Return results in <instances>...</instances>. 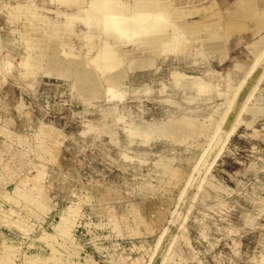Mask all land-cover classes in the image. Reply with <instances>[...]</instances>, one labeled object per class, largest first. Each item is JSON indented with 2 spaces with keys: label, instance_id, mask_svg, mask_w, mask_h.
Wrapping results in <instances>:
<instances>
[{
  "label": "rangeland",
  "instance_id": "rangeland-1",
  "mask_svg": "<svg viewBox=\"0 0 264 264\" xmlns=\"http://www.w3.org/2000/svg\"><path fill=\"white\" fill-rule=\"evenodd\" d=\"M49 1L0 0V264H264V11L247 14L257 0H193L213 4L192 20L224 47L185 33L188 48L168 57L112 50L125 78L93 69L97 94L49 69L74 72L91 62L83 54L24 69L27 19L49 20L35 23L47 37L63 16Z\"/></svg>",
  "mask_w": 264,
  "mask_h": 264
},
{
  "label": "bare ground",
  "instance_id": "bare-ground-1",
  "mask_svg": "<svg viewBox=\"0 0 264 264\" xmlns=\"http://www.w3.org/2000/svg\"><path fill=\"white\" fill-rule=\"evenodd\" d=\"M18 1L22 5L27 4L29 6H33L37 3V0ZM128 2H130V0H50L49 3L54 7L58 6L64 8V10H60L63 16L54 18L51 15L50 18L54 25L52 28L50 27L52 32L49 33L47 37L43 36L45 33L41 34L42 31L40 32L39 28H41L42 24L48 23V19V21H46V18L38 13H35L36 15H30L27 19L26 22H29L31 26H25L23 30L27 31L28 34L23 38L25 39L24 45L27 49V54H29L27 57H30V60L26 63L24 62V69L26 68L28 71L32 72L39 70L41 68L39 64H42L43 59L47 58L52 62L66 49L65 52L63 51L65 59L70 58L75 60L77 55L83 54L86 58L87 56L90 57L91 62L85 64L83 61L85 66H79V69L76 67L74 72L70 69H60L57 64L54 66L53 64L50 65L52 66L51 68H49L48 65H46V67L48 66L47 68L55 71L56 76L59 75L64 78L75 80L78 84L88 87L91 93L97 94L102 90L99 79L93 72V69H97L99 72L103 73L107 72L110 78L112 76L116 78L114 76L115 71L118 66L123 63L121 56L126 57L130 50L138 54L140 51L142 53L144 52L146 57H150V53L154 54L153 57H168L177 52L182 53L187 47L185 46L183 49V45L181 46L185 38V33L189 34L194 40L204 38L205 42H207V46L212 50L219 51L224 47V43L221 39L222 37L214 34L213 31H204L205 33H202V27L192 20L196 15L202 13L205 8L211 7L213 4L210 6L203 5L198 8L196 5H193V0H132L133 3L130 2L132 10L130 13L125 14L124 9H118V6L120 4L127 5ZM180 2L183 3L184 6L189 3L191 5L184 8L183 6H179ZM5 7L3 8L4 10H6ZM6 8L11 12L10 17L19 16L18 11L12 8L11 11L10 7ZM259 10L262 12L264 11V0H257L251 4L247 14H254ZM77 14H80L84 18L83 21L86 26L85 30L81 32H78L75 26L76 21L74 16ZM35 23H37L38 26L40 25V27L37 28L38 26L36 27ZM35 28L39 30L34 32L33 29ZM46 33L48 32L46 31ZM58 38H60L62 42H58ZM127 39H132V43H129ZM187 44H191L188 38ZM136 47L139 48L138 51L135 50ZM115 49L119 51L121 56L119 54H111L112 50ZM68 51L71 53H68ZM59 62L60 61H58V65ZM81 63L78 65H81ZM137 64L141 65L140 63ZM25 71L27 72V70ZM118 71H116L117 79L118 81H123L125 74ZM30 74L33 75L29 73L28 76H30ZM115 81L116 80H114V82ZM178 127L180 128L181 126L178 124ZM180 129L185 128L181 127ZM134 134L135 133L132 135V139L136 138ZM162 134L165 133L162 132L158 135L161 136ZM158 135L156 134L155 136ZM162 136L165 137V135ZM211 164H213V162ZM160 166L161 168L162 166L165 168L164 165ZM210 168L212 169L213 166ZM10 173L15 175L12 171H10ZM20 193H22L21 195L24 197L28 196L25 194V191H21ZM30 197L32 198V196H29V198ZM37 207L38 211L44 213L42 205H38ZM160 243L161 241H157L155 246H153L154 249L151 251V259L154 258Z\"/></svg>",
  "mask_w": 264,
  "mask_h": 264
}]
</instances>
